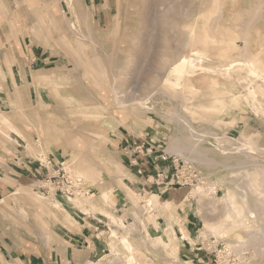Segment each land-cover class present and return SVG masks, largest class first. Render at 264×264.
<instances>
[{
	"label": "rangeland",
	"instance_id": "1",
	"mask_svg": "<svg viewBox=\"0 0 264 264\" xmlns=\"http://www.w3.org/2000/svg\"><path fill=\"white\" fill-rule=\"evenodd\" d=\"M93 11L82 0H0V83L23 46L47 48L56 60L33 76L46 94L37 105L28 104V85L14 84L12 112L0 113L9 132L0 134L9 141L20 135L35 157L62 156L67 174L96 187L94 195L58 203L42 194L55 189L44 177L9 182L1 230L53 240L60 217L76 219L73 210L80 209L83 217L110 219L100 264H199L160 236L152 213L148 224L112 214V189L124 186L115 176L124 175L115 133L130 131L151 137L169 163L158 172L166 176L162 190L181 187L165 184L176 174L174 160L200 178L193 188L182 186V203L152 196L156 208L165 200L168 225L192 209L195 245L201 238L207 247L229 244L231 263L264 264V0H106L110 15L99 23ZM144 194H132V202L147 203ZM203 251L208 258L200 264H215L216 254ZM228 259L218 254V262Z\"/></svg>",
	"mask_w": 264,
	"mask_h": 264
},
{
	"label": "crops",
	"instance_id": "2",
	"mask_svg": "<svg viewBox=\"0 0 264 264\" xmlns=\"http://www.w3.org/2000/svg\"><path fill=\"white\" fill-rule=\"evenodd\" d=\"M82 3L93 10H97L96 12L93 11L91 16L94 21L99 23L101 20L109 18L110 12L104 11L106 0H82ZM17 51L18 49H16ZM49 51V49L39 48V46L30 49L22 47V53H18V62L12 65V74L7 70V81L0 83L1 116H4L3 113L12 112L9 101L12 100L10 93L15 85L18 87L29 86L30 101L28 99V104L31 102L32 105L34 103L37 105L42 99L44 100L45 91L40 90L44 89V86L35 82L33 76L41 75L53 67L51 64L56 60L52 59ZM0 66L3 67V64ZM0 123V132L5 134L9 132L4 128L3 122ZM115 134L117 137L114 139L115 154L120 161L117 164L120 165L124 174L115 176L124 181V186L112 189V194L118 201L115 208L112 209V214L117 219H122V216L127 214V218L122 219V221L128 219L133 221L139 218L140 224L142 222L148 224L152 219L150 217V213H152V216L156 217V221L159 223L160 236L164 238L169 236L172 244L181 247L180 257H187L186 262L192 261L193 263L195 260L199 264L205 262V258H208L207 254L201 246L195 245V241H191L192 237H195L193 234L196 224L194 217H192L194 215L192 209H187L184 217L173 218L172 223L168 225L162 207L165 205V200L160 202V208L150 206L149 201L155 195L165 196L167 202L181 200L182 203L185 201L183 191H181L182 187L162 190V186H158L155 182L157 173L169 165L163 159L160 149H156V143L149 136H134L130 131L127 134L123 133V135L121 133ZM11 137L13 140L9 141L0 134V202L12 189L9 182L15 184L16 182L34 180L40 176L45 177L48 169L51 173L62 162L60 158H63L62 156L58 158L53 152L46 151L52 162L48 169L40 167L37 158L27 152L24 145L25 140L15 133L11 134ZM138 146L140 148H137ZM142 146L144 149L139 152L138 150H142ZM5 147L9 150L6 151ZM116 177L115 179H117ZM87 186L90 189L89 194L94 195L92 192L96 187L88 182ZM42 191V194L51 199H56L58 203L66 198L64 194L55 189L45 188ZM144 193L149 198L147 203L138 205L132 202L133 198L130 197L132 194L143 197ZM157 200L159 201V199ZM145 205L152 207L151 210L145 209ZM73 213L76 219L70 221H65L60 217L58 224L61 230L54 229L53 240L49 241L36 237H17L4 232L0 227V264H100L99 262L103 258L102 252L107 249L108 239H106L104 232L110 233L111 231L110 219L107 217L102 219L101 213H97L98 216L93 214L83 217L82 213L84 212L80 209L73 210Z\"/></svg>",
	"mask_w": 264,
	"mask_h": 264
},
{
	"label": "built area",
	"instance_id": "3",
	"mask_svg": "<svg viewBox=\"0 0 264 264\" xmlns=\"http://www.w3.org/2000/svg\"><path fill=\"white\" fill-rule=\"evenodd\" d=\"M137 148H140L139 146ZM143 146L142 150H138L139 152L143 151ZM40 157H36L37 160L39 161L40 167H46L47 169L49 168V165L51 164V159L48 156H42L41 154L39 155ZM175 162V168H176V174L174 175H169L168 176V181L165 182L166 186H171V185H180L182 186H195L197 183H199L200 178L198 175H193L190 174L193 173V170H191V167L182 165L180 166L179 162L177 160H174ZM178 162V163H177ZM57 174H51L49 169L48 173L45 175L44 179H46L47 182H49L51 185L55 186V190L59 191L60 193L64 194L67 197H78V196H83L87 195L90 192V189L87 186L86 180L81 177V176H71L67 174L65 167H64V161L60 162L58 169H54ZM188 171V172H187ZM62 173V174H61ZM166 178L165 175H163L162 172L158 173L156 175L155 182L157 184H161L164 179ZM48 189V187H47ZM216 241V238L214 237L211 242L214 243ZM200 245L202 246L205 251L208 253H215L216 257L214 258L215 264H222L218 262V254L221 252L223 255H226L229 257L227 262L234 261L233 259L230 258V252H231V247L229 244L225 245L223 243H217L216 246H208L206 245L205 241L203 238L200 239ZM221 246V247H219ZM214 247V248H212ZM212 264V263H209Z\"/></svg>",
	"mask_w": 264,
	"mask_h": 264
},
{
	"label": "bare ground",
	"instance_id": "4",
	"mask_svg": "<svg viewBox=\"0 0 264 264\" xmlns=\"http://www.w3.org/2000/svg\"><path fill=\"white\" fill-rule=\"evenodd\" d=\"M221 5H222V4H221ZM262 5H263V4H262ZM73 6H74V5H73ZM220 8H221V7H220ZM221 9H222V8H221ZM178 11H179V10H178ZM219 11H220V10H219ZM180 12H181V11H180ZM182 12H183V11H182ZM253 12H254V11H253ZM185 13H186V12H185ZM175 15H176V14H175ZM186 15H187V14H186ZM182 16H183V15H182ZM218 16H219V15H218ZM214 17H215V16H214ZM171 23H172V22H171ZM168 25H169V24H168ZM170 25H171V24H170ZM210 25H211V24H210ZM173 26H174V25H173ZM172 28H174V27H172ZM172 28H171V29H172ZM183 28H184V27H183ZM249 28L251 29V27H249ZM168 30H169V29H168ZM184 30H185V29H184ZM247 30H248V28H247ZM194 32H195V31H194V29H193V33H194ZM171 33H172V32H171ZM176 35H177V34H176ZM176 35H175V37H176ZM184 35H185V34H184ZM192 35H193V34H192ZM170 36H171V35H170ZM186 36H187V35H186ZM175 37H174V38H175ZM174 38H173V39H174ZM184 40H185V39H184ZM184 40H183V42L185 43ZM164 44H165V43H164ZM166 46H168V45H166ZM176 47H177V46H176ZM179 47H180V46H179ZM173 53H174V51H173ZM169 58H170V57H169ZM171 58H172V57H171ZM160 59H161V58H160ZM161 60H162V59H161ZM160 65H161V64H160ZM155 74H156V73H155ZM151 83H152V82H151ZM157 83H158V82H157ZM115 89H116V88H115ZM150 94H151V93H150ZM117 96H118V95H117ZM118 97H119V96H118ZM117 101H118V100H117ZM136 101H137V100H136ZM121 102H122V101H121ZM120 104H121V103H120ZM93 106H94V105H93ZM102 106H103V105H102ZM16 108H17V107H16ZM56 113H57V112H55V114H56ZM176 114H177V113H176ZM183 122H185V121H183ZM188 122H189V121H188ZM188 124H189V123H188ZM188 124H187V125H188ZM188 126H189V125H188ZM191 128H192V126H191ZM184 129H185V127H184ZM196 133H197V132H196ZM202 134H203V133H202ZM181 135H182V134H181ZM195 135H197V134H195ZM195 135H194V136H195ZM56 136H57L58 139H61L62 142L65 141V138H63L62 136H58V135H56ZM197 136H198V135H197ZM199 136H201V135H199ZM204 137H205V136H204ZM189 138H190V137H189ZM67 139H68V138H67ZM199 139H200V137H199ZM183 150H184V149H183ZM42 151H43V150H42ZM189 151H190V150H189ZM189 151H188V152H189ZM193 152H194V151H193ZM205 158H206V157H205ZM84 165H85V164H84ZM80 174H81V173H80ZM82 174H83V173H82ZM83 175H84V174H83ZM84 176H85V175H84ZM258 180H259V179H258ZM258 182H260V180H259ZM256 183H257V181L254 183V185H255ZM257 184H258V183H257ZM260 184H261V183H260ZM255 186H256V185H255ZM257 186H258L257 188L259 189V185H257ZM260 186H261V185H260ZM104 188H105V187H104ZM251 188H253V187H251ZM199 189H200V187H199ZM258 189H257V190H258ZM83 197H84V196H83ZM230 197H235V196L232 195V196H230ZM230 199H231V201H232L233 198H230ZM232 202H233V201H232ZM237 203H238V202H237ZM234 204H235V203H234ZM262 204H264V203H262ZM234 208H235V209L237 208V209H236V213L238 212L239 214L242 215V212H243L242 209L240 210V208H238V207H234ZM262 209H263V208H262ZM244 210H245V208H244ZM239 214H238V215H239ZM247 214H248V213H247ZM247 214H246V215H247ZM230 215H231V214H230ZM243 216H244V215H243ZM227 217H228V216H227ZM230 217H231V216H230ZM231 219H232V218H231ZM232 224H233V223H232ZM242 224H243V223H242ZM245 224H246V222H245ZM218 227H219V226H218ZM226 227H227V226H226ZM228 227H230V226H228ZM215 229H216V228H215ZM215 229H214V230H215ZM224 229H225V228H224ZM257 230H258V229H257ZM215 231H216V230H215ZM221 231H224V230L222 229ZM221 231H220V232H221ZM218 232H219V231H216L217 234H218ZM248 232H249V231H248ZM254 232H255V231H254ZM254 232H253V233H254ZM258 232H259V231H258ZM260 235H261V233H260ZM253 236H254V235H253ZM255 237H256V236H255ZM246 242H247V241H246ZM246 242H245V243H246ZM254 244H255V243H254ZM259 248H260V247H259ZM259 248H258V249H259ZM262 250H263V249H262ZM263 251H264V250H263ZM260 253H262V252H260ZM104 257H106V256H104ZM263 257H264V256H263ZM115 261H117V260H115Z\"/></svg>",
	"mask_w": 264,
	"mask_h": 264
}]
</instances>
